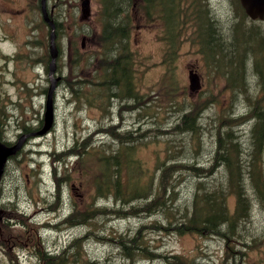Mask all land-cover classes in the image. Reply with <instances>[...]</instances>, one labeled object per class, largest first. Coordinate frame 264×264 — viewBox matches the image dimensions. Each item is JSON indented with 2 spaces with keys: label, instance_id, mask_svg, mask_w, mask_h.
Returning <instances> with one entry per match:
<instances>
[{
  "label": "rangeland",
  "instance_id": "374dc122",
  "mask_svg": "<svg viewBox=\"0 0 264 264\" xmlns=\"http://www.w3.org/2000/svg\"><path fill=\"white\" fill-rule=\"evenodd\" d=\"M45 2L54 29L44 21L41 0H0V138L7 141L9 138L16 139L15 144H21L18 151L21 154L17 152L9 163L2 183L1 203L8 205L3 207L10 215L7 220L11 225L2 226L4 232L0 233V264H10L9 257L15 258L16 253L21 256L18 259L20 264H46L45 260L37 257L38 248L47 260L49 256L45 248L53 247L54 239L68 248L78 238L82 239L81 257L86 256L91 264H131L124 259L118 244L102 239L111 234L126 238L139 230H142V240L154 256L152 260L140 259L134 264H165L158 257L168 254L195 258L197 264H241L235 258L238 250L248 253L243 264H264V208L253 201L250 202L252 218L244 223L248 230L246 243H252L253 249L245 247L242 240L233 242L220 236L179 235L174 232L175 224L168 225L166 216L161 213L123 220L117 216L111 219L97 217L89 221L87 227L68 229L64 226L65 216L71 215L74 209L83 212L91 205L115 207L110 200L97 197L101 195L95 186L99 168L94 161L100 152L118 150L122 145L119 138L128 132H132L134 137L143 133L148 137L139 138L136 145L124 144L129 157L142 164L143 168L132 177L128 167H123L122 186L143 184L148 189L153 180L155 195H165L162 189L166 187L165 201L171 206L167 217L174 216L182 221L198 179L192 173L181 170L184 167L175 166L183 162L203 167L205 172L210 170L214 138L209 135V130L212 131L216 125L213 117L222 115L221 110H229L232 101L226 89V80L209 70L191 37L184 38L168 64L162 38L163 24L158 22L157 17L148 19L144 10L138 7V12L131 16L134 26L130 50L133 52L135 85L141 98L135 102L113 99L108 113L93 105L80 106L83 100H72L71 86L66 84L65 79L75 82L100 77L103 80L104 75L100 76L103 70L100 57L102 0ZM207 3L214 22H218L226 33L225 30L236 20L233 18V0H207ZM52 42L57 48L54 83L50 79V66L45 67L43 61L46 53L50 54L48 50ZM75 55L79 57L78 67L72 63ZM193 74L198 76L196 83L191 80ZM247 76L252 93L258 79L251 71ZM53 84L55 90L51 107L54 108V122L51 127V110L48 111L47 124L45 115L48 92ZM72 87L78 89L79 85ZM168 92L185 102L194 103L207 98L216 102L203 115L201 124L208 128L201 136L203 148L198 152L194 151L195 145L192 154L185 150L190 140L188 134L165 138L164 134H170L174 127L183 124L179 120V115L183 113L168 104ZM101 98L94 99L100 104ZM239 99L233 105L234 115L242 114L247 108L244 95ZM146 108H149V115L144 114ZM153 108L157 112L150 117ZM26 122L30 127L28 132L24 131ZM251 126L252 122L246 121L234 131L245 138ZM89 150L93 153L86 156ZM223 171V168L215 169L201 179L209 183L217 179L220 183L225 179ZM173 191L177 195L175 200H171ZM150 200L138 203L143 206ZM229 201L230 205L234 204L233 197ZM51 203L54 204L50 206ZM47 223L59 224L61 230L56 231ZM93 227L99 233L96 237L91 232ZM33 245L38 248L33 250ZM71 250L73 256L67 263L74 264L76 249L72 247ZM226 253L228 258L224 262Z\"/></svg>",
  "mask_w": 264,
  "mask_h": 264
},
{
  "label": "trees",
  "instance_id": "16d2710c",
  "mask_svg": "<svg viewBox=\"0 0 264 264\" xmlns=\"http://www.w3.org/2000/svg\"><path fill=\"white\" fill-rule=\"evenodd\" d=\"M40 7V6H39ZM141 7L146 17L150 20L158 18V22L163 24V41L166 46V61L171 63L174 55L178 51L184 38L191 37L193 43L198 46L199 52L210 71L226 80V89L231 97V108L221 110L222 115L213 117L216 125L209 135L214 138L212 146V164L209 171L205 172L203 167L196 164L183 163L175 167H184L185 170L197 178L195 181L194 193L190 206L185 208L182 221L174 216L167 217L171 206L165 201L168 189L163 187L165 195H155L153 193V180L149 183V188L145 189L143 184L122 186V168L127 166L131 176H136L143 168L138 161L129 157L124 149L125 143L138 144L137 140L146 138L145 133L139 137H134L132 132H128L119 140L122 145L115 151H104L97 155L95 165L99 168L95 176V186L101 195L97 197L108 199L115 204V207H97L91 205L87 211L80 212L74 209L72 214L62 223L72 228L81 226L87 227L89 221L98 218L111 219L114 216L127 219L140 217L143 215L161 213L166 216L167 224L174 225V232L179 235L194 234L205 237L220 236L226 240L235 242L245 241V247L253 249V245L246 243L248 230L244 226L251 220L252 205L250 202L260 203L264 208V28L262 24L251 21L245 14L239 0H233L235 23L223 33L222 26L214 22L207 0H102V10L100 22L103 25V33L100 36L102 51L100 52L103 70L96 80L80 79L75 82L65 79L66 84L71 86L73 99L82 101L80 106L91 105L108 113V108L113 99L135 102L141 98L135 85V67L133 65V52L130 50V37L133 30L131 16L138 12ZM58 29L56 32L58 34ZM59 39L61 37L58 34ZM50 48V47H49ZM50 51V49L48 50ZM171 57V58H169ZM79 57L75 55L72 59L73 65L78 67ZM45 67H49L51 54L46 53L43 60ZM252 72L258 79L256 89L251 93L249 85V72ZM79 85L75 89L74 85ZM87 89V91H86ZM244 95L247 108L242 114L234 115L233 105ZM102 97L100 104L95 101V97ZM170 108L175 106L179 109V124L173 128L170 134H164L165 138L188 134L190 140L187 141L185 150L191 152L202 149L201 136L206 132L208 126L201 124L205 111L214 104L211 98L198 100L196 102H185L176 98L175 94H170ZM146 105V103H145ZM182 105V106H181ZM158 107V105H157ZM149 108L144 114L149 115ZM157 112L152 109L151 116ZM141 118H147L140 115ZM246 121H251L252 126L245 138L239 137L234 130ZM24 124V123H23ZM143 124V123H142ZM24 131H30L27 122ZM0 141L1 138H0ZM3 142V141H2ZM195 145L194 151L192 150ZM179 146V144H178ZM129 147V146H128ZM184 151V147H181ZM93 151L86 153L91 156ZM72 156V155H71ZM128 157V158H127ZM9 158L13 159V156ZM223 168L224 181L218 183L215 179L211 183L201 179L205 174H210L213 170ZM136 178V177H135ZM200 178V179H199ZM222 180V179H221ZM95 187V188H96ZM152 189V196L151 194ZM248 191L252 193L249 195ZM171 200L176 196L173 191ZM234 198V204L230 205V198ZM152 199L146 205L140 206L138 202ZM128 208V209H127ZM154 226H157L155 224ZM162 227H164L161 224ZM4 232V231H3ZM93 236L99 235L96 227H93ZM110 236L108 239L107 237ZM142 230L137 231L132 236L123 238L117 235H106L102 241L116 243L122 248L124 259L134 264L135 261L152 260L154 252L142 240ZM82 239L73 240L70 249H66L59 260L54 262L56 257L47 258L33 245V250L38 248L37 257L46 264H70L73 253L71 248L76 249L74 264H91L90 260L81 257ZM71 255L69 256V251ZM5 251V250H4ZM120 252V255H122ZM157 254V253H156ZM166 255V254H165ZM224 262L228 255L224 254ZM248 253L243 250L236 251L235 258L243 260ZM165 264H197L195 258H190L182 254L159 255ZM21 256L16 253L15 258L9 257L10 264H20ZM85 258V259H84ZM62 260V261H61ZM41 261V262H42ZM233 264H238L233 262Z\"/></svg>",
  "mask_w": 264,
  "mask_h": 264
},
{
  "label": "water",
  "instance_id": "95a60500",
  "mask_svg": "<svg viewBox=\"0 0 264 264\" xmlns=\"http://www.w3.org/2000/svg\"><path fill=\"white\" fill-rule=\"evenodd\" d=\"M47 1V0H46ZM89 1V0H88ZM242 7L244 8L246 14L252 18V19H260L264 21V0H240ZM42 3V11H43V18L44 21L46 23H48V25H50L52 27V29H54V23L53 21L49 18L47 10H46V5H45V0H41ZM84 4L86 5V1L84 2ZM52 41L54 40V35L52 33L51 36ZM57 48L54 46L53 42L51 45V57H52V61L50 64V79L52 81V83L55 82L54 79V75L56 72V59H57ZM193 79V81L196 83L198 82V76L197 74H193V76L191 77V80ZM54 90H55V85L53 84L50 87L49 93H48V98H47V111H46V115H45V122L47 124V118L49 116V110H51V127L53 125L54 122V108L53 107V94H54ZM51 103H52V107H51ZM45 130V129H44ZM43 131V130H42ZM0 147L3 149V151L5 150V152L7 153V156L2 157L0 159V179L2 177L4 168L8 162V158L14 154H16L20 148H21V144L20 142L13 146V147H8L7 145H5L3 142L0 141Z\"/></svg>",
  "mask_w": 264,
  "mask_h": 264
},
{
  "label": "flooded vegetation",
  "instance_id": "af4514ba",
  "mask_svg": "<svg viewBox=\"0 0 264 264\" xmlns=\"http://www.w3.org/2000/svg\"><path fill=\"white\" fill-rule=\"evenodd\" d=\"M4 141L7 143H10V144H15L16 143V139H15V141L14 140H12L11 138H9V140L7 141L6 139H4ZM1 193H2V191L0 192V233H2L3 232V229H2V226H6V224H8V225H11V224H9L8 223V220H7V216H10L9 215V213H5V207H7L8 205L7 204H5V202H2L1 203V200H2V198H1ZM56 200V199H55ZM24 201H25V199H24ZM27 201V200H26ZM9 202H10V204H12V201H11V199L9 200ZM9 204V205H10ZM54 203H51L50 204V206H52ZM55 204H56V202H55ZM3 206H5V207H3ZM56 206H59L58 204H56ZM53 211H55V210H53ZM68 218V217H67ZM66 218V219H67ZM10 221V220H9ZM49 226L51 225V224H49V223H47ZM65 225V224H64ZM54 226V229L57 231V229L59 230V224H56V225H53ZM65 227L66 228H68V229H70V228H72L71 226H67V225H65ZM40 237L41 238H43L42 237V235H40ZM56 239H54L53 240V247H51V246H46V248H45V253H47V255L48 256H53V257H56L55 259H54V262H57L58 260H59V256L60 255H62L63 254V252L66 250V249H70V245L68 246V248H66L65 247V245L64 246H62V245H60L58 242H56L55 241ZM24 246H26V244H24ZM29 254H31V253H29ZM69 256L71 255V250L69 251Z\"/></svg>",
  "mask_w": 264,
  "mask_h": 264
},
{
  "label": "bare ground",
  "instance_id": "6f19581e",
  "mask_svg": "<svg viewBox=\"0 0 264 264\" xmlns=\"http://www.w3.org/2000/svg\"><path fill=\"white\" fill-rule=\"evenodd\" d=\"M50 53H51V47H50ZM50 68V67H49ZM46 107H47V105H46ZM5 156H7V153L5 152V150L3 151V149L0 147V159L2 158V157H5Z\"/></svg>",
  "mask_w": 264,
  "mask_h": 264
}]
</instances>
